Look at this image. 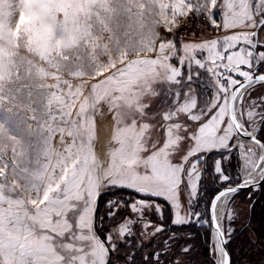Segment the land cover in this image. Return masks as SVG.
<instances>
[{"label": "snow or ice", "instance_id": "snow-or-ice-1", "mask_svg": "<svg viewBox=\"0 0 264 264\" xmlns=\"http://www.w3.org/2000/svg\"><path fill=\"white\" fill-rule=\"evenodd\" d=\"M201 19L226 34L178 42ZM261 31L264 0H0V264H113L134 225L172 232L161 264L168 221L232 264L233 201L264 187Z\"/></svg>", "mask_w": 264, "mask_h": 264}, {"label": "rangeland", "instance_id": "rangeland-1", "mask_svg": "<svg viewBox=\"0 0 264 264\" xmlns=\"http://www.w3.org/2000/svg\"><path fill=\"white\" fill-rule=\"evenodd\" d=\"M225 34L223 31L213 30L203 19L192 20L179 30L177 40L178 42H200L206 39L223 37ZM260 35L264 38V31H261ZM261 71H264V69H261ZM201 80V91H206L203 87V84L207 83L206 73ZM258 94H264V89H261ZM108 116L111 117V114L106 107H103L96 114L95 151L102 159L107 151L111 128L105 137L101 138L97 131L98 119H105ZM258 136L264 140V131H259ZM233 166H235V160ZM204 183H210L207 177H205ZM214 191V188H210L208 196L213 195ZM233 207L239 213V216L234 225L236 230L234 237L228 245L231 258H233L232 263L264 264V187L259 188V190L245 189L240 191L233 201ZM152 219L156 224L160 223L155 217H152ZM108 226L111 227V224ZM166 226L177 232L179 239L172 244V250L167 255L161 256V264H174L176 261H178V264H212L208 249L209 235L206 228L198 227L195 224L175 228L170 224V221L166 222ZM152 230V228H149L148 232L150 233ZM133 232L135 235L129 238V242L121 247L118 253L121 259L117 260L114 256L113 264H126V258L130 256L134 257V261H129L128 264H153L152 261L146 262L144 257L150 253L164 252V241L172 234L171 231H165L155 238L147 234L141 235V229L138 225L133 226ZM189 234H191V239H189ZM115 239L119 240L120 238L117 235ZM185 241H187V246L191 247L187 254L181 251V247L186 246Z\"/></svg>", "mask_w": 264, "mask_h": 264}, {"label": "bare ground", "instance_id": "bare-ground-1", "mask_svg": "<svg viewBox=\"0 0 264 264\" xmlns=\"http://www.w3.org/2000/svg\"><path fill=\"white\" fill-rule=\"evenodd\" d=\"M98 121L99 126L97 131L99 132L101 138H104L111 128V117L108 116L105 119H98Z\"/></svg>", "mask_w": 264, "mask_h": 264}, {"label": "water", "instance_id": "water-1", "mask_svg": "<svg viewBox=\"0 0 264 264\" xmlns=\"http://www.w3.org/2000/svg\"><path fill=\"white\" fill-rule=\"evenodd\" d=\"M245 189H247V188H245ZM242 190H244V189H242ZM255 190H257V189H255ZM238 264H253V263H238Z\"/></svg>", "mask_w": 264, "mask_h": 264}, {"label": "flooded vegetation", "instance_id": "flooded-vegetation-1", "mask_svg": "<svg viewBox=\"0 0 264 264\" xmlns=\"http://www.w3.org/2000/svg\"><path fill=\"white\" fill-rule=\"evenodd\" d=\"M258 138H260V136H258ZM261 139V138H260ZM248 189V188H247ZM258 190H259V188H258ZM231 259H233V258H231ZM248 263V262H247ZM232 264H234V263H232ZM235 264H238V263H235Z\"/></svg>", "mask_w": 264, "mask_h": 264}, {"label": "trees", "instance_id": "trees-1", "mask_svg": "<svg viewBox=\"0 0 264 264\" xmlns=\"http://www.w3.org/2000/svg\"><path fill=\"white\" fill-rule=\"evenodd\" d=\"M263 140V139H262ZM245 190V189H244ZM244 190H241V191H244Z\"/></svg>", "mask_w": 264, "mask_h": 264}]
</instances>
